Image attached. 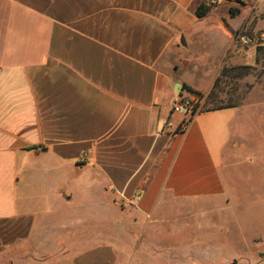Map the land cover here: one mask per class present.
<instances>
[{"label": "crops", "instance_id": "0c3cea01", "mask_svg": "<svg viewBox=\"0 0 264 264\" xmlns=\"http://www.w3.org/2000/svg\"><path fill=\"white\" fill-rule=\"evenodd\" d=\"M199 1L0 0V261L264 264V95L199 109L182 133L172 112L176 83L211 104L223 78L253 63L241 33L264 0L198 18ZM243 169L257 174L241 180ZM205 203L225 222L180 239L196 214L167 210ZM163 228L166 245L128 233Z\"/></svg>", "mask_w": 264, "mask_h": 264}, {"label": "rangeland", "instance_id": "374dc122", "mask_svg": "<svg viewBox=\"0 0 264 264\" xmlns=\"http://www.w3.org/2000/svg\"><path fill=\"white\" fill-rule=\"evenodd\" d=\"M217 3L215 5L212 6V9L215 8H224L223 4L224 1L226 0H216ZM231 1V6L230 8H234L237 10H242L245 9L243 8V6L248 5L249 8H253V5H255L256 0H229ZM242 4V5H241ZM226 9H228L226 7ZM248 10V9H247ZM247 10L244 12V14H246ZM257 8H253L252 9V18L255 17V19H253L252 21V25L249 27L248 31H245L244 28H242L241 30L244 29L243 33H241V35L246 34L247 36L250 37L251 43L255 46V53L253 56V63L249 64V65H242L245 68L243 69H239L237 71H232L229 75H227L225 78H223L218 86V89L216 91L217 93V101L213 102V103H208L207 102H202L201 99H198L195 95H191L189 94L186 90L181 89L180 91H178L177 93H175L177 97L176 100L178 101H189L192 104L195 105H199V109L201 111L206 110V109H211L217 106H223L226 104L230 103V99L236 102H241L243 101L248 95L250 94H257V95H264V36H261V33H264V30L262 29H258V21L261 20L259 18L264 19V13H260L259 11L257 12ZM225 12V10H223V13ZM240 15V14H239ZM242 15H240V19L239 20H243L241 18ZM245 16V15H244ZM251 18V19H252ZM259 19V20H258ZM235 22V21H232ZM243 27H245L246 23H242ZM249 42V41H248ZM186 69V68H185ZM183 69L181 74L186 76L189 80L190 83H192L193 86L199 88L202 86L201 82L202 80L200 79L199 74H197V72L194 71H188ZM201 80V81H200ZM210 99V98H208ZM235 176L240 178L241 180L246 179L247 176L249 177H253L257 174L254 170L252 169H243L240 170L238 172H235ZM253 178L250 179L248 178V180H250V182H244L243 184H245V186L247 187H252L255 184L252 183L253 182ZM230 180V176L228 178ZM245 181V180H244ZM245 189V188H244ZM16 192H19V186L16 187ZM251 197L246 198L245 196L239 200H237L236 202L238 203V205L236 203H234V208H240L242 206H247L248 201L251 202ZM80 202V200H79ZM80 204V203H79ZM220 203H218L219 205ZM217 204H200L199 206H195V207H189V208H184V209H168L167 210V215L170 219H174L175 220V213H177L178 211L185 213V211L187 209L192 210L193 213L196 214V217L192 220H189V226H187V228L185 229H180L178 232V236L180 239H183L184 241H188V240H193L194 239V231L192 230V226L194 227L196 224L198 225H205V223L210 224L212 223L213 225L215 224H223L222 217H220V210H219V206H216ZM186 217H184L185 219ZM221 219V220H220ZM171 220V221H172ZM174 222V223H173ZM173 226L177 225L178 223H176L175 221H173ZM207 224L205 225L206 228H208ZM201 228V227H199ZM202 228H204L202 226ZM112 234H116L118 232H110ZM129 236L131 241L135 238V235L137 236V234L141 233L142 236L145 235V237L143 238V241L146 239H149L150 242H157L159 243V245H166L167 242L169 240H173L172 236H170V234L168 235L166 233V229L163 228L162 230H158V233L155 235V237H150L149 231H135V230H130L129 232ZM200 235V234H199ZM201 238V237H200ZM202 239V238H201ZM202 242H205L206 244H210L213 241H211L210 239L208 240L207 238L204 240H200ZM161 242V243H160ZM145 243V242H144ZM214 244V243H213ZM213 244H210L211 246ZM33 243L30 242L29 243V247H32ZM228 248L233 249L232 251L234 252H240L241 249H243L241 246H236V245H229ZM126 249V254H132V248H125ZM132 252V253H131ZM0 256H6L5 253H1ZM14 256V255H13ZM9 254V257H13ZM5 259V258H3ZM0 264H6V262H2L0 261ZM14 264H19L18 262L14 263Z\"/></svg>", "mask_w": 264, "mask_h": 264}, {"label": "trees", "instance_id": "16d2710c", "mask_svg": "<svg viewBox=\"0 0 264 264\" xmlns=\"http://www.w3.org/2000/svg\"><path fill=\"white\" fill-rule=\"evenodd\" d=\"M211 9H212V5H209V4L206 2V0H200V1L198 2V4H197V7H196V16H197L198 18H201V17L207 15V14L211 11ZM229 14H230L231 17H234L235 15L238 14V10H236V9H230V10H229ZM227 71H228V70L224 69V70L221 72L220 77L216 79V81H215V83H214V85H213L211 91H210V92L208 93V95H207V98H212V96H213V98H214V92H215V89H216L218 83L220 82V78H221V77H224V75H226V72H227ZM182 89L188 91V92H189L190 94H192V95H195L198 99L203 98V94H201L200 92H197V91H195V90H193V89H191V88H188V87H186V86H182ZM211 101H212V100H211ZM218 109H219V108H218ZM207 111H208V110H207ZM190 120H191V119H190ZM190 120H189V121H190ZM182 132H183V130H182L181 126H178L177 129H176V133H182Z\"/></svg>", "mask_w": 264, "mask_h": 264}, {"label": "built area", "instance_id": "2783aa9c", "mask_svg": "<svg viewBox=\"0 0 264 264\" xmlns=\"http://www.w3.org/2000/svg\"><path fill=\"white\" fill-rule=\"evenodd\" d=\"M206 2L212 6L217 3L216 0H206ZM172 112H176L182 116V121L179 126H181L184 131L189 123V120L199 112V105L192 104L189 101L176 100L172 104Z\"/></svg>", "mask_w": 264, "mask_h": 264}, {"label": "water", "instance_id": "95a60500", "mask_svg": "<svg viewBox=\"0 0 264 264\" xmlns=\"http://www.w3.org/2000/svg\"><path fill=\"white\" fill-rule=\"evenodd\" d=\"M181 89H182V87H181V84H179V83H176L175 86H174V88H173V90H174L175 93H177Z\"/></svg>", "mask_w": 264, "mask_h": 264}]
</instances>
